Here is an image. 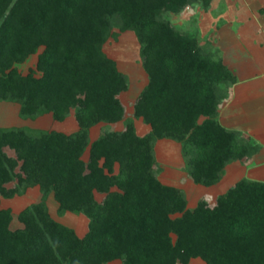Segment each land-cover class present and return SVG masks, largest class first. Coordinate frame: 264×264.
<instances>
[{
  "label": "trees",
  "instance_id": "obj_1",
  "mask_svg": "<svg viewBox=\"0 0 264 264\" xmlns=\"http://www.w3.org/2000/svg\"><path fill=\"white\" fill-rule=\"evenodd\" d=\"M196 2L212 0H0V100L19 103L25 119L74 111L79 125L0 126V264H264V181L242 178L189 208L155 168L158 139L182 144L185 171L204 186L259 150L217 118L234 73L166 17ZM116 26L135 32L149 77L131 110L121 98L129 79L104 51ZM34 54L36 67L21 73ZM136 120L150 130L140 134ZM122 121L91 140L93 126ZM31 187L40 200L13 226L1 199ZM51 195L61 214L88 217L85 234L51 215Z\"/></svg>",
  "mask_w": 264,
  "mask_h": 264
},
{
  "label": "rangeland",
  "instance_id": "obj_2",
  "mask_svg": "<svg viewBox=\"0 0 264 264\" xmlns=\"http://www.w3.org/2000/svg\"><path fill=\"white\" fill-rule=\"evenodd\" d=\"M250 4L248 0H212L209 7L196 2L179 13H167L166 17L182 32L195 34L200 38V44L206 54L221 58V52L218 48V29L223 25L224 37L221 46H227L236 42L237 35L244 40L251 36V33L241 31L242 25H251ZM239 8V10H238ZM236 9L238 11H236ZM234 12H236L234 14ZM234 18V19H232ZM254 25V22H253ZM233 31L234 34L225 32ZM230 34V36H229ZM236 34V35H235ZM105 53L117 62L120 71L125 73L129 79V89L121 94L128 110L132 109V102L142 90V86L147 84L148 74L143 67L140 56V43L134 31L127 30L122 32L119 27H114L109 40L104 46ZM38 54L31 55L24 63L17 64L19 71L23 74L29 72L31 68L36 67ZM39 74V73H38ZM137 129L142 134L143 127L146 126L141 120H136ZM109 125V124H106ZM0 126L1 127H26L39 129L62 130L66 133H72L78 127L75 112L72 111L64 121L55 120L52 114H45L38 118L25 119L20 115V104L12 101L0 100ZM104 128V129H103ZM116 126L96 127L92 131L91 140H95L98 134L108 129H115ZM240 138H244L238 134ZM246 139V138H245ZM88 153L86 154V157ZM157 161L155 168L173 173V177L178 175L185 177L182 181L183 190L188 199L189 208H194L198 200L202 197L210 200L213 194L218 192V188H210L195 183L187 172L179 168L178 164L184 161V155L181 152V146L174 140H164L157 145L155 151ZM264 164V163H262ZM261 164V165H262ZM246 166H250L245 163ZM242 171V172H241ZM186 172V174H184ZM241 172V173H238ZM237 179L248 178L251 180L264 181V166L255 170L242 169L236 173ZM235 182V181H234ZM40 190L38 187H31L22 195H16L13 198H2L1 207L10 208L14 215L13 226H20L17 219L18 213L28 205L40 200ZM99 200L103 195L97 196ZM213 202V201H212ZM211 202V203H212ZM51 215L58 221L74 228L80 235L85 234L89 228V219L82 213L68 211L61 214L58 211V203L51 195L47 200ZM192 264H206L202 258H195ZM106 264H122L121 260H116Z\"/></svg>",
  "mask_w": 264,
  "mask_h": 264
},
{
  "label": "crops",
  "instance_id": "obj_3",
  "mask_svg": "<svg viewBox=\"0 0 264 264\" xmlns=\"http://www.w3.org/2000/svg\"><path fill=\"white\" fill-rule=\"evenodd\" d=\"M248 1L250 4L247 8L250 9L249 13L251 14L250 19L252 20V23L251 25H242L241 31L251 33L249 39L247 38L244 40L237 35L235 43L232 42V44L224 47L221 46V44L224 37L223 28H225V25L222 24L218 29L217 45L221 52V59L234 73L237 82L229 88L227 97L220 103L217 118L227 129L234 131L243 137L245 136L244 138L249 140V142L258 145L259 150L249 158L229 163L225 168V173L222 179L213 186H207L214 189L218 188V192L213 194V198L210 200L205 198L210 203L212 201V203H214L220 194L227 192L233 185L242 179L240 178L239 180H236L237 171L242 169L255 170L264 166V164H262L264 163V0ZM238 10L236 9V11ZM235 13L236 12H234V14ZM225 33V35H228V33L234 34L233 31ZM148 82L149 77L147 84ZM146 85L142 86V90ZM101 125H103V127L116 126L117 128L111 130H121L124 128L125 123L124 121L109 125H106V123H100L90 129V137L92 136V131ZM142 127L144 131L142 134H145L150 130V127L147 125ZM78 129L79 125L73 130V132H76ZM59 131L64 132L62 130ZM100 134H98L96 138H98ZM164 140L172 139H158L154 147V154L157 150V145ZM177 143L181 146V152L183 153L182 144L180 142ZM155 159L156 162H158L157 157H155ZM245 163L250 166H246ZM185 165L186 158H184L182 163L178 164L179 168L184 171ZM184 174H186V172ZM173 176V173L159 169L158 177L164 184L184 189L182 181H184L185 177L178 175L179 177L175 178ZM98 195L100 194H97V196ZM102 195L104 197V194ZM202 198H200L198 202Z\"/></svg>",
  "mask_w": 264,
  "mask_h": 264
}]
</instances>
